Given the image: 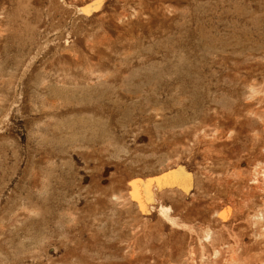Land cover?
<instances>
[{"label":"rangeland","instance_id":"374dc122","mask_svg":"<svg viewBox=\"0 0 264 264\" xmlns=\"http://www.w3.org/2000/svg\"><path fill=\"white\" fill-rule=\"evenodd\" d=\"M92 1L0 0V264H264V0Z\"/></svg>","mask_w":264,"mask_h":264},{"label":"bare ground","instance_id":"6f19581e","mask_svg":"<svg viewBox=\"0 0 264 264\" xmlns=\"http://www.w3.org/2000/svg\"><path fill=\"white\" fill-rule=\"evenodd\" d=\"M102 2L103 0H93L87 6H84L83 8H81V10L88 11V12L90 9L97 10V8L101 5ZM151 182L152 181L150 180L138 181L136 179L131 182V188H132L131 195L133 198H136L138 200L137 203H138L139 208H144L145 205L149 203L150 200H152ZM143 194L145 195V201L141 200Z\"/></svg>","mask_w":264,"mask_h":264}]
</instances>
